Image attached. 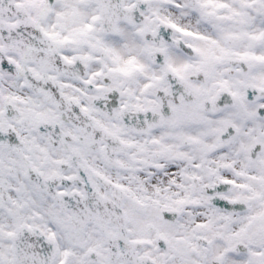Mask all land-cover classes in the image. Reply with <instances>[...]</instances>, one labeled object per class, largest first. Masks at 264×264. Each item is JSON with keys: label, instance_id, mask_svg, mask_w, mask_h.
Wrapping results in <instances>:
<instances>
[{"label": "snow or ice", "instance_id": "6c2138e0", "mask_svg": "<svg viewBox=\"0 0 264 264\" xmlns=\"http://www.w3.org/2000/svg\"><path fill=\"white\" fill-rule=\"evenodd\" d=\"M0 264H264V0H0Z\"/></svg>", "mask_w": 264, "mask_h": 264}]
</instances>
